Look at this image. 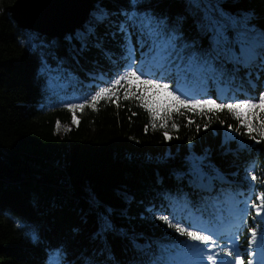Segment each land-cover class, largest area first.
<instances>
[{"label":"snow or ice","instance_id":"6c2138e0","mask_svg":"<svg viewBox=\"0 0 264 264\" xmlns=\"http://www.w3.org/2000/svg\"><path fill=\"white\" fill-rule=\"evenodd\" d=\"M84 2V16L70 30L53 36L28 30L25 48L36 57L34 78L42 92L53 74L65 91L88 81L91 90L81 99L90 100L87 106L92 108L105 99L118 101L123 90L124 100L131 96L141 102L152 128L159 125L169 145L179 139L167 131L174 114L211 118L225 110L238 127L227 126L224 135L232 139L222 142L221 151L239 137L256 144L264 140V13L240 7L242 0H181L177 12L162 8V0ZM161 95L162 100L153 99ZM64 106L75 114L85 103ZM209 127L205 124L203 131ZM171 128L178 133L180 125L173 122ZM200 131L197 126V135ZM194 141L187 140L182 156L135 162L151 168L153 175L140 201L139 218L158 221L161 237L149 238L117 223L129 217L131 204L137 202L126 186L115 190L109 202L85 185L80 190L82 214L97 223L92 239L103 240L77 251L73 244L80 229H74L55 245L63 264H245V256L246 264H264V192L241 198L245 185L229 183L232 177L212 149L197 150ZM67 167L65 163L61 170ZM248 175L249 183L257 181L254 173ZM64 182L74 190L69 177ZM46 230L34 221L31 242L49 247ZM241 231L247 233L243 251ZM112 239L124 244L122 257L113 250Z\"/></svg>","mask_w":264,"mask_h":264},{"label":"trees","instance_id":"16d2710c","mask_svg":"<svg viewBox=\"0 0 264 264\" xmlns=\"http://www.w3.org/2000/svg\"><path fill=\"white\" fill-rule=\"evenodd\" d=\"M13 1L0 0V264H63L55 245L77 228L75 250L90 249L101 242L103 237L92 239L98 227L95 219L82 214L80 190L89 184L109 202L114 200L115 190L126 186L136 194L137 202L131 204L129 217L117 223L149 238L161 237L163 228L158 221L139 218L140 201L153 175L151 168L135 162L150 156H182L187 140L193 137L197 150L212 149L217 163L231 175L229 183L245 185L241 198L254 199L264 192V140L258 134L259 144L247 136L239 137L221 151L222 142L232 139L224 135L227 126L238 127L226 110L211 118L174 114L167 131L179 139L169 145L159 125L152 128L150 113L141 102L131 96L124 100L123 90L118 101L105 99L92 108L87 106L90 100L86 103L81 99L91 90L88 81L73 83L65 91L53 74L49 88L42 92L34 78L36 57L25 48L29 32L19 28L7 10ZM239 6L264 13V0H242ZM161 7L177 12L182 3L162 0ZM153 99L162 100L163 96ZM65 102L85 103V107L73 114ZM73 119L78 123L73 124ZM189 120L194 121L190 126ZM173 122L180 125L178 133L171 128ZM205 124L210 125L207 132L203 131ZM197 126L201 129L198 135ZM256 126L259 128V122ZM65 163L68 167L62 171ZM252 173L258 179L249 183L248 174ZM65 176L74 190L67 188ZM225 191L231 195L227 185ZM34 221L46 226L49 247L31 242ZM246 236V231L240 232L241 251L246 249ZM111 243L122 257L124 244L119 239ZM244 259L246 264L247 257Z\"/></svg>","mask_w":264,"mask_h":264},{"label":"water","instance_id":"95a60500","mask_svg":"<svg viewBox=\"0 0 264 264\" xmlns=\"http://www.w3.org/2000/svg\"><path fill=\"white\" fill-rule=\"evenodd\" d=\"M85 8L84 0H14L7 10L19 28L53 36L76 26Z\"/></svg>","mask_w":264,"mask_h":264}]
</instances>
